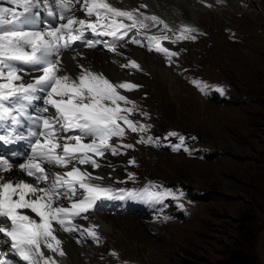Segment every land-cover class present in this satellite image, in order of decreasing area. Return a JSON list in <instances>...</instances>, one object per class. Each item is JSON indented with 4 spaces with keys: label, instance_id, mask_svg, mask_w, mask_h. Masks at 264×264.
<instances>
[{
    "label": "rangeland",
    "instance_id": "obj_1",
    "mask_svg": "<svg viewBox=\"0 0 264 264\" xmlns=\"http://www.w3.org/2000/svg\"><path fill=\"white\" fill-rule=\"evenodd\" d=\"M192 1L195 8L198 1ZM242 1L237 13L227 9L226 1L214 11L197 8L193 21L184 17L192 22L187 28L195 31L187 35L194 39L176 41L186 25L176 27L159 17L128 36L142 40L144 53L176 78L179 94L175 97L171 85L145 68H124L139 78L131 83L137 88L122 89L136 105L130 119L150 128L133 133L125 125L124 139L113 138L121 154L106 152V159L123 158L125 171L116 177L119 165L108 166L111 183L103 185L146 191L138 198L106 201L102 209L77 218L81 231L65 233L76 251L77 262L71 264H264V0ZM39 22L37 28L45 25ZM151 36L167 37L161 47L177 55L149 51ZM193 81L209 87L202 92ZM141 137L152 142L137 143ZM162 190L178 198L146 197ZM95 215L111 221L114 229L93 228L94 240L81 224Z\"/></svg>",
    "mask_w": 264,
    "mask_h": 264
},
{
    "label": "snow or ice",
    "instance_id": "obj_2",
    "mask_svg": "<svg viewBox=\"0 0 264 264\" xmlns=\"http://www.w3.org/2000/svg\"><path fill=\"white\" fill-rule=\"evenodd\" d=\"M7 3L11 7H0V81H3L0 82V129L9 127V120L11 125L20 124L12 113L20 111L23 115L22 101L31 103L43 99L44 104L55 111L50 112L49 107L42 108L41 111L49 115L33 119L34 127L26 135L15 133L16 139L26 140L30 147V153L26 154L22 163L17 166L0 156V234L11 242L13 254L22 264H56L43 251V248H47L62 257L65 255L54 225H59L61 230L70 234L81 231L74 221L86 218L82 217L83 213L94 212L105 200L138 198L141 195L95 183L102 181L103 176L94 175L79 166L90 165L92 169H99L104 165L97 158L106 159V152L121 154L113 138L124 139V125L127 131L133 133H143L150 128L130 119L136 109L135 102L119 91H131L137 85L113 82L105 74L84 66L76 76L61 74V50L69 49L76 42H83L89 48L102 42L87 40L86 33L89 32L121 41L133 28H143L145 25L134 18L135 9L121 10L107 0H52L51 4L49 0H44L43 8L47 10V15L63 23L38 30L33 29L32 25L40 16L39 0H7ZM77 5L81 7L77 9ZM77 10L84 13V18L75 15ZM146 19L158 22L154 16ZM125 20L131 23L126 24ZM192 31L195 30L183 28L175 40L194 39L187 35ZM161 39L168 38L150 37L149 51L153 50L151 45H154L155 51L168 57L177 55L161 47ZM126 42L140 43L135 39ZM103 43L113 52L118 46L106 41ZM13 62L28 65L41 75L25 83L20 74L22 69ZM121 67L142 70L137 62L131 60ZM193 84L202 92L209 87L200 81H193ZM5 103L9 106H5ZM129 104L132 107H127ZM16 105H20V109ZM13 132L4 135L0 131V142L11 143ZM168 135L177 134L170 132ZM180 139L183 143V138ZM151 142L152 137L137 140V143ZM119 147L132 148L133 145L121 144ZM14 169L31 177L34 183L23 177L6 175ZM168 196L178 198L163 190L146 192V197L151 200H162ZM24 210L39 219L26 214ZM83 231L96 239L92 227ZM0 264L13 262L0 259Z\"/></svg>",
    "mask_w": 264,
    "mask_h": 264
},
{
    "label": "bare ground",
    "instance_id": "obj_3",
    "mask_svg": "<svg viewBox=\"0 0 264 264\" xmlns=\"http://www.w3.org/2000/svg\"><path fill=\"white\" fill-rule=\"evenodd\" d=\"M191 1L190 0H121V1L120 0H113V2H112L110 0H107V2L110 5L118 8V9H121V10L132 11L135 9L136 14H135L134 18L137 21L142 22L144 25H148V27L149 26L151 27L152 25H154L157 22H153L150 19H146V17H153L154 16L157 18L158 22H159V20H158V17H159V18L163 19L165 22L172 24V25H175L176 27H180V28H181V26H184V25H186V27H191L192 22L190 21L191 22L190 24L185 23L184 19L185 18L188 20L191 19L193 21L194 16L199 15V11L203 10V8H206L207 10H213L214 11L216 9V6L222 5V4L226 3V1H227V3H228L226 6V7H228L227 9L228 10L232 9V11H234L233 13H237V11H236L237 6L236 5H238V3H244L242 0H193L192 2H194V3H195V1H198V4H193L194 7L195 6L196 7L192 8V7H190ZM39 2L41 4V8L38 9V11L40 12V16L37 18L36 23H40L39 22V20H40V21H43L45 25H41L39 28H37V26H35V25H32L33 29L45 30L49 26H56L59 23H63V21H60L58 19H54V18L49 17L47 15V10L43 8L44 0H39ZM49 3L51 4L52 0H49ZM0 7H11V5H9L7 3V0H0ZM52 7L54 9V4L52 5ZM80 7H81V5H77V9H79ZM176 7H178V8H176ZM197 8L200 10H198ZM138 10H140V13H137ZM204 11H206V10H204ZM221 11L222 10H219V12H221ZM202 14L208 15L209 12H203ZM75 15L79 18H84V13L82 11H79V10L75 11ZM124 23L130 24L131 21L125 20ZM252 27L254 29L255 27H257V25H252ZM143 28H145V27H143ZM25 30H28V29H25ZM132 30L137 33L139 30H142V28H133ZM203 34L204 33L199 34V37L201 38V40H203V37H205ZM86 39L91 40L89 37V33H86ZM126 41H123L121 44H119L116 48V51H115V52L119 53L120 55L124 56V58L125 57L130 58V59L126 58L125 60L123 58L116 57V55L113 54L114 52L109 51L105 44L102 47L97 48V49H102L101 53H98V54H97V51H93V50L89 49V47H87V45L83 42H76L67 50L62 49L61 50V52H62L61 74H68L71 76H76L77 74L80 73L81 66H84L88 69H91L92 71L101 72V73L105 74L113 82H116V83L128 82V83L136 84V82L138 81L139 78L138 77L136 78V76L130 77L129 73L126 71V69H124L126 67H123V70L121 71V73H119L117 70V68L120 67V65H127L129 63V61L131 60V61L137 62L142 68L147 69V71L150 73V75L152 77H154V78L157 77L159 79L164 80L163 85H171L173 87V92H174L173 95L175 97H177V95L179 94V90L175 87V85L177 86L176 78L174 76H170L168 73V70L163 68V66L160 63L155 62L157 60H156V58L155 59L153 58L154 56L151 57V56L147 55L146 53H144L147 51H144L143 41L139 40L140 42H142L141 48H139L136 43L132 44L129 42H128L129 43L128 46H123V44ZM128 41H130V40H128ZM153 49H154V47H153ZM13 63L15 64L16 67L22 69L20 74L23 76V81L25 83L32 82L34 77L41 75L40 72L33 70V68L29 67L28 65H25V64H22L19 62H13ZM127 68L129 70L131 69L130 67H127ZM123 73H124V75L126 74L128 76H124ZM0 82H3V81H0ZM140 84H142V82ZM119 91L121 94H125V93H122V89H120ZM37 95L44 96L45 94L44 93H38ZM129 98H132V96ZM39 101H42L44 104L43 99L33 100V101H31V103H29L28 101H22L21 102L23 104V109L24 108L27 109V111L25 113L27 114L29 123H31V124H32V120L35 119L36 117L49 115V113L41 111V109L44 107H40V105L38 104ZM5 106H9V105H7V103H5ZM15 107L17 109H20V105H16ZM49 109H50V112L55 111L54 109H51V108H49ZM17 114H18V111H14L12 113V115L15 117ZM7 122H11V121L9 120ZM124 127L126 128L125 125H124ZM18 129H19V127H18ZM18 142H19V144H18L19 157L16 158L14 161H11L14 165H17V166L24 161L26 154L30 153V147H29V144L26 140H18ZM113 142L116 145L119 143L115 139H113ZM0 156H2L1 150H0ZM97 159L99 160V162L102 165H104L103 167H101L99 169H92L90 165L79 166L85 170L91 171L94 175L99 174V175L103 176L102 181H94L95 183H101V184L111 183L110 182L111 177H108V176L112 172H110V170H108V166L113 165V164L119 165L118 172L114 173L116 175V177H120L124 174L125 167L123 168V163H125V160L123 158L117 157L116 159H114L112 161H109L107 159L105 160L103 158H97ZM55 171L59 172V171H63V170L62 169H55ZM6 175H11L14 178L23 177L25 180L34 183V181L32 180L31 177L24 176L22 173H20L18 171V169H14V171L12 173H9ZM145 191H146V189H143L142 191L139 192V194L142 195L145 193ZM105 202L101 203L98 208L102 209ZM65 203L67 204V201H65ZM24 211L26 214L32 215L37 220L39 219L38 217H35V214L30 213L28 210H24ZM94 212H92V213H94ZM94 217L95 218L92 219L90 222L82 223L81 226H83L84 228H89V227L95 228L96 227L98 229L103 230L104 232H108L110 230L113 231L114 226H113L111 221L108 222L106 220H103L102 218H99L97 215H95ZM75 221H74V223H76V224L79 222V221L78 222H75ZM54 227L57 229L55 234L62 241L61 247L65 251V255L62 257L55 252L49 251L47 248H43L44 254L48 257H51L53 261L57 262V264H71V261H72V263L73 262L76 263L77 262V261H75L76 260V257H75L76 251L72 247V245L69 243V241L66 240L67 239L65 236L66 232L61 230L59 228V225H54ZM4 242H5L4 239L0 238V248L2 247ZM14 264H22V262H20L19 258L16 257Z\"/></svg>",
    "mask_w": 264,
    "mask_h": 264
},
{
    "label": "trees",
    "instance_id": "obj_4",
    "mask_svg": "<svg viewBox=\"0 0 264 264\" xmlns=\"http://www.w3.org/2000/svg\"><path fill=\"white\" fill-rule=\"evenodd\" d=\"M211 100H212V102H218V103H221V104H229L226 101H223V100H220V99H211ZM209 158H211V156H209Z\"/></svg>",
    "mask_w": 264,
    "mask_h": 264
}]
</instances>
